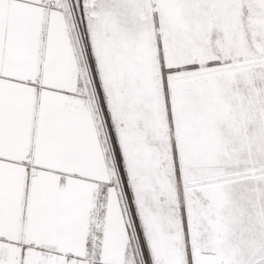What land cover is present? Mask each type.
Returning a JSON list of instances; mask_svg holds the SVG:
<instances>
[{"label":"snow or ice","instance_id":"1","mask_svg":"<svg viewBox=\"0 0 264 264\" xmlns=\"http://www.w3.org/2000/svg\"><path fill=\"white\" fill-rule=\"evenodd\" d=\"M0 264H264V0H0Z\"/></svg>","mask_w":264,"mask_h":264}]
</instances>
